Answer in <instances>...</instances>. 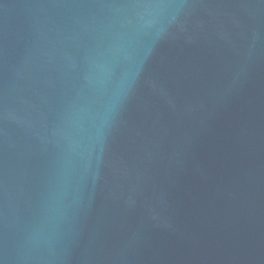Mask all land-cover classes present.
Instances as JSON below:
<instances>
[{"label":"water","instance_id":"1","mask_svg":"<svg viewBox=\"0 0 264 264\" xmlns=\"http://www.w3.org/2000/svg\"><path fill=\"white\" fill-rule=\"evenodd\" d=\"M0 264H264V0H0Z\"/></svg>","mask_w":264,"mask_h":264}]
</instances>
